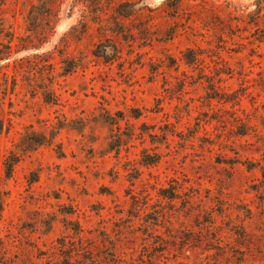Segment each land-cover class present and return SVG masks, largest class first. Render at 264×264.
Masks as SVG:
<instances>
[{"label": "rangeland", "instance_id": "obj_1", "mask_svg": "<svg viewBox=\"0 0 264 264\" xmlns=\"http://www.w3.org/2000/svg\"><path fill=\"white\" fill-rule=\"evenodd\" d=\"M0 124V264H264V0H0Z\"/></svg>", "mask_w": 264, "mask_h": 264}, {"label": "trees", "instance_id": "obj_2", "mask_svg": "<svg viewBox=\"0 0 264 264\" xmlns=\"http://www.w3.org/2000/svg\"><path fill=\"white\" fill-rule=\"evenodd\" d=\"M1 127L2 126L0 124V131L2 129ZM31 143L34 146H41V145L45 144L46 142H45V140L41 139V140H38L36 142H31ZM11 158H12V160L9 161V163H8V158H7V161H5V164H4V167H5L4 175H5L6 178L10 177V175L12 173L13 166L17 163L16 158H14V159H13V157H11ZM156 161H157V159L152 160L151 162H148L147 165L154 164V163H156Z\"/></svg>", "mask_w": 264, "mask_h": 264}]
</instances>
